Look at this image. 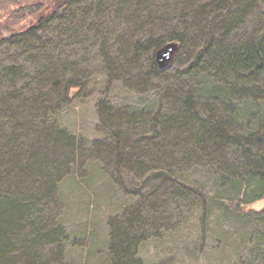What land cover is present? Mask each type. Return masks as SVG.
<instances>
[{"label": "rangeland", "instance_id": "374dc122", "mask_svg": "<svg viewBox=\"0 0 264 264\" xmlns=\"http://www.w3.org/2000/svg\"><path fill=\"white\" fill-rule=\"evenodd\" d=\"M40 1L0 0V36L26 26ZM113 4L111 0H73L60 20L38 33L43 41L50 40L49 54L61 66L65 97L60 103L47 102L44 97L33 115L24 114L66 129L77 139L78 151L87 155L58 183L54 223L64 226L67 237L61 245L44 244L42 257H58L57 264H115L110 252L111 222L123 221L127 211L140 207L149 221L142 229L131 231L137 236L131 252L134 264H264V198L250 196L256 188L253 183L230 188L225 174L235 161L234 146L226 145L218 152L214 147L205 151L188 148L193 156L184 158L179 152L173 164L156 165L157 169L150 167H156L152 162L140 171L117 164L118 139L127 137L131 145L160 139L150 137L156 131L150 124L127 123L128 114L170 116L177 109L174 90L181 88L195 94L199 114L209 119L221 98L209 94L207 88L220 86L222 80L204 67L190 68L196 54L191 52L198 43L190 41L193 32L182 18L184 0H159L157 10L137 17L122 9L117 14ZM253 19L255 16L248 15L233 29L232 42L251 37ZM95 22L101 26L95 27ZM173 34H184L188 45L172 68L155 74L145 42ZM10 41L0 43V123H10L8 115L16 107L12 103L5 109L2 98L20 88L26 99L39 84L35 79L38 65L31 61L35 50L31 52L25 40L22 44ZM12 64L22 73L9 80L1 71ZM33 80L28 90L27 84ZM68 80L71 84L66 85ZM51 83H43L38 91L46 92ZM240 91L226 92L229 103L225 106L230 109L226 116L245 108L240 128L250 132L258 110L250 99L245 103L247 97ZM106 112L124 116V123L110 127ZM171 138L176 139L175 132ZM162 173L172 176L171 189L178 187L179 194L187 198L179 196L177 201L163 203L165 197L153 196V177ZM153 202L161 206L152 210Z\"/></svg>", "mask_w": 264, "mask_h": 264}, {"label": "trees", "instance_id": "16d2710c", "mask_svg": "<svg viewBox=\"0 0 264 264\" xmlns=\"http://www.w3.org/2000/svg\"><path fill=\"white\" fill-rule=\"evenodd\" d=\"M72 1H40L32 20L26 26L0 36V43L11 39L13 40L10 42L19 44L26 41L25 45L29 44L31 52L35 50L31 61L38 65L35 79L39 82V90L43 83L52 82L44 93L35 89L30 97L24 99L22 90L16 88L1 100L2 106L7 110L12 103H16V107L13 115H8L11 122L0 123V264H57L60 260L58 257L53 260L42 257L44 244L59 242L61 245L63 238L67 237L64 226L54 223L56 213L53 210L58 205L57 187L75 169L77 161H84L83 157L87 155L84 151H78L77 139L66 129L37 116L27 118L24 113L29 111L33 115L44 97L51 103H60L65 97L64 90L61 89V83L64 82L61 66L56 65L49 54L50 40L43 41L38 33L60 20ZM111 1L115 3L112 6L118 11L117 14L122 9V13L127 12V15L137 17L148 10H157L159 0ZM183 6L185 13L182 18L188 26L187 30L193 32V39L190 41L192 44L198 43V48L195 51L193 49L194 52L190 51L196 53L190 68L198 65L221 78L220 86L207 88L209 94H219L217 96L221 99L217 100L218 109L212 112L209 119L202 117L195 94L176 88L174 93L177 94V109L174 114L166 116L161 113L147 116L148 118L146 115L143 118L141 114H128L129 118L127 121L125 119L127 123L150 124L156 130L155 135L150 137L160 139H149L133 145L127 143V137L118 139L115 146L119 157L117 164L140 171L148 168V162L155 166L173 164L176 161L175 154L179 152L184 158H189L193 154L187 151L188 148L205 151L214 147V151L218 152L224 146L232 145L235 161L225 174L230 188L236 190L253 183L256 188L250 196L259 194V197L264 198V0H184ZM248 15L255 16L251 37L232 42L230 35L233 29L242 25ZM185 17L189 20L186 21ZM100 24L95 22L94 26H101ZM172 39L178 40L179 48L169 65L160 70L155 62V50ZM187 39L184 34H173L165 38L151 37L145 42L155 74L168 71L175 65L179 53L188 45ZM14 65L4 67L1 75L9 80L21 75L22 72L14 68ZM71 81L68 80L66 85L71 84ZM33 82L34 80L27 84L28 90H31ZM238 89L247 97L245 103L250 99L257 106L253 131L250 132L240 128L245 108H237L235 113L230 112L232 115L226 116L227 111H230L225 106L229 103L226 101V92L232 93ZM106 114L110 127L116 123L118 126L124 123V116ZM159 125L160 131L156 129ZM172 130V134L175 132V140L171 138ZM79 146L80 150L83 149L84 143ZM150 167L157 169V166ZM171 178L168 174H158L152 180L155 184L150 186L153 196L166 198L163 203H168V199L177 201L179 196L187 198L185 194H179L178 187L171 189ZM159 206L161 204L153 202L151 209L156 210ZM262 213L264 214V207ZM146 221L149 219L146 215L142 216L140 207L127 211L123 221L112 220L110 252L115 264H134L136 260L132 258L131 252L137 236L131 231L142 229ZM15 253L19 255L16 256Z\"/></svg>", "mask_w": 264, "mask_h": 264}, {"label": "water", "instance_id": "95a60500", "mask_svg": "<svg viewBox=\"0 0 264 264\" xmlns=\"http://www.w3.org/2000/svg\"><path fill=\"white\" fill-rule=\"evenodd\" d=\"M179 48L178 40H168L160 45L154 53L158 69H165L174 57Z\"/></svg>", "mask_w": 264, "mask_h": 264}]
</instances>
